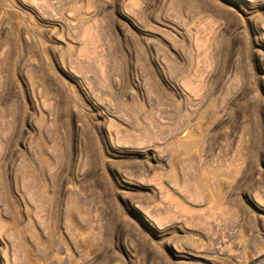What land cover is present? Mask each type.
Instances as JSON below:
<instances>
[{"label":"rangeland","instance_id":"rangeland-1","mask_svg":"<svg viewBox=\"0 0 264 264\" xmlns=\"http://www.w3.org/2000/svg\"><path fill=\"white\" fill-rule=\"evenodd\" d=\"M0 264H264V0H0Z\"/></svg>","mask_w":264,"mask_h":264}]
</instances>
